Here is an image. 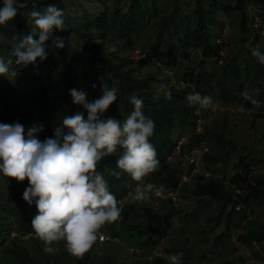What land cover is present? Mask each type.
Here are the masks:
<instances>
[{
  "label": "rangeland",
  "instance_id": "1",
  "mask_svg": "<svg viewBox=\"0 0 264 264\" xmlns=\"http://www.w3.org/2000/svg\"><path fill=\"white\" fill-rule=\"evenodd\" d=\"M128 1L75 0L74 3H70L72 6H69V9L73 22L87 26H91L88 15L95 16L103 11L108 12L114 20L110 19L111 28L108 36L103 40L100 50L122 71L129 72L133 78L144 79L151 76L150 85L155 91L166 82L175 84L178 76L175 71L181 72L184 69V64L179 63L182 58L176 52V65H174V59L169 56L164 45L159 48L155 63L142 68L139 66V60L144 58L149 46L155 41L161 17L172 11L173 0H139L140 10L138 7L136 8L135 16L136 32L126 31L120 24L119 16L112 17L111 14L115 7L125 12ZM213 3L218 6L217 18L222 22L221 32L216 35L218 30H212L210 34L211 38L215 36L214 40L218 43V51L211 52V57L207 58L205 63L206 69H212L216 74L212 93L204 95L213 98V105L208 109L196 105L199 118L194 131L203 135L201 141L189 144L191 130L186 124L174 131V137L178 140L175 151L169 159L172 161L179 159L182 179L176 193L177 199L173 202L176 212L171 217L170 235L165 241L161 239L153 246L142 248L140 250L142 253L137 255L138 252L129 250L130 245H136L130 238H124L127 243L124 242L125 245H121V243L118 244V240L123 239L121 232H114L112 234L114 236L106 232L104 234L108 236L109 240L105 244L93 245L82 257H77L82 260L88 256L86 264H107V259L109 264H160L154 259L149 262L142 260L145 254L151 253L154 249L158 252L157 257H162L169 264V255L179 252H183V257H188L187 264H219L224 259L237 262L240 256L243 257V260L239 264H264V240L258 241L252 236L244 242L240 238V235H246L249 232H252L253 235L264 232V187L258 197L250 198L249 207H243L239 204L240 209L235 208L231 221L237 227L233 225L230 230L226 229L225 221L230 203L218 202L212 198L211 194L196 191L197 188L203 190L216 173L225 174L227 177L225 183L229 184L236 192L240 191V187L229 179L238 170L240 159L244 162L252 159L256 171L264 173V72L259 74L261 85V88H258L260 90L258 95L261 98L259 106L252 104L251 108L247 109L242 104L223 103L221 101L223 85L232 87L234 91L233 81L237 84L242 82L245 86L249 84L248 81L253 76V72L248 73L247 69L253 67V62L250 59L252 56L248 49L250 44H253L252 41H256L255 48L260 50L264 47V35H261L264 33V24L262 26L258 24V28L253 32L252 22L249 24L247 20V28L241 31L239 24L241 14L234 7V4L229 0H202V5L205 8ZM195 6L196 0H179L178 11L184 18L195 9ZM251 8L259 11L260 18H264V8L255 6L250 2L246 5L248 17H250ZM41 9L44 10L45 8L41 6ZM33 10L34 8L18 11L15 17L21 19L28 30H31L32 27L29 22V13ZM91 28L94 29V35L90 41L99 43L101 39L96 34V29ZM110 44L116 45V52L109 50ZM74 45L76 56L71 63L64 64L52 71L53 86L48 91V95L51 96L52 92L58 95H66L73 87L83 85L88 96L95 100L102 96L101 86L104 84L102 81L104 76L108 75L114 81V85H118L116 79L102 69L104 64L101 58L94 56L92 50H86L81 40H74ZM7 55L8 53L2 51L0 57H3L5 62L9 59L13 60L10 67L14 71L23 68L24 73L17 72L14 78L9 76L4 78L0 75V91L5 94L9 103H17L19 110L22 111L24 101L28 99L27 89L35 84L36 75L44 73L45 66L42 62H39L36 68H33L32 65L27 67L16 65L15 58ZM191 55L195 68H197V63L203 57L202 51L201 49H194ZM234 66L239 70L237 79L231 70ZM162 73L166 74L167 77ZM223 73H225L224 78L222 77ZM93 84L96 85L95 88L92 87ZM245 92H249V88H246L243 93ZM8 108L9 106L0 104V115H6ZM128 115L129 113L122 109L121 104L116 109L110 107L105 113V117L111 116L121 120ZM34 125L40 126L41 123L36 118L27 121L26 130ZM218 133H222L225 141L236 142L235 146L228 143L220 146L218 140L214 139ZM195 144L197 145L194 146ZM182 147H184L185 156L179 157V151ZM194 149L198 152H193ZM211 149L213 155H222L220 151L226 152V155L219 161L211 163L202 157ZM186 157L187 159H185ZM190 158L194 160L190 161ZM3 176V173L0 172V180ZM137 183L126 174L125 187L129 189L128 192L132 193ZM140 183L154 184L149 175ZM26 187H28L27 179L23 182H16L13 199L8 201L10 207L3 211L0 209V264H35L36 262L39 264H77L76 256L66 250L65 241L61 240L53 245L56 249L54 253H45L43 241H28L26 235L30 236L31 234H20L15 230V227L21 225L19 218H17L19 212L27 210L26 208L33 205H29L23 199ZM10 189L12 188L10 187ZM166 191L162 193L154 191V196L162 195L165 197ZM0 203H4L3 192H0ZM222 203L224 206L221 211ZM34 234L32 233L33 236ZM220 234L223 236L220 240H216Z\"/></svg>",
  "mask_w": 264,
  "mask_h": 264
},
{
  "label": "trees",
  "instance_id": "2",
  "mask_svg": "<svg viewBox=\"0 0 264 264\" xmlns=\"http://www.w3.org/2000/svg\"><path fill=\"white\" fill-rule=\"evenodd\" d=\"M138 1L139 0H129L125 12L117 7L111 11L112 17L119 16L120 24L128 32L137 31L135 16L137 13L136 8L138 7L140 10ZM229 1L234 4V7L241 14L239 22L241 31H244L247 28V20L250 24L255 16L261 17L258 13L259 11L255 8H251V14L250 17H248L249 15L246 13V5L250 2L255 6H262L264 8V0ZM20 2L26 3L27 7L20 8L18 11L33 8V2L36 3V8L34 10L41 12L43 11L41 6L46 8L49 4H53L57 8L62 9L65 14L64 18L67 29L62 32L57 30L53 31V36L61 37L64 40L63 48H54L51 39L46 42L48 57L42 62L45 66V71L41 75H36L37 80L35 84L27 89L26 93L28 99L24 101L25 103L22 111L19 110L17 103H9L5 94L0 91V104L9 106L8 113L4 116L0 115V124H12L19 121V123L24 126L25 132H27L26 122L32 121L36 118L43 126V131L36 135L41 141H43L47 138H54V129L56 126L62 124L64 116H71L77 112H83L85 119L87 118L86 110L81 106L72 103L69 91L66 95H58L53 92L51 96L48 95V91L53 86L52 71L64 64L71 63L76 56L74 40H81L86 50H92L94 56L101 58L104 64V68L102 69L109 72L118 83V85L115 86L114 81L108 75L102 78L103 83L109 88L117 87L119 89L117 100L110 106L111 108L116 109L118 105L121 104L122 109L130 114L131 111H133V106L128 98L135 94L138 98L143 99L145 115L151 117L155 122L154 135L150 138V143L155 146L157 157L160 161L159 169L149 174V177L154 183L153 185H164L166 190L172 189L177 193L180 185L179 182L182 179V176L180 175V161L179 159L175 161L169 159L175 151L178 140V138L174 137V131H176L181 125L186 124L188 125L189 130H191L189 144L199 142L203 138V135L194 131L199 118V114L196 112V105H189L186 97L188 94L194 92L204 96L213 91V82L216 74L214 70L206 69L205 63L207 58L211 57V52L215 53L219 48L217 45L218 43L214 40L215 36L211 38L210 35L212 30H218V33L216 34L218 35L221 32L220 28H222V22L217 18L219 11L217 4L213 3L205 8L202 5V0H196L195 9L182 18V15L178 11L179 0H173L174 5L172 11L161 17L158 25L159 31L156 35L155 41L149 46V50L146 52L144 58L139 60V66L142 68L153 62L155 63L157 52L159 48L164 45L169 56H172L174 59V65H176V52L179 53L182 58L179 63L184 64V69L179 73L175 71V74H178L175 84L169 82L165 83L171 91V99H165L163 94H161L159 99H154L156 91L150 85V80H152L151 76H147L144 79L133 78L129 72L122 71L104 52L100 50V46L103 44V40L108 36V32L111 28L110 19H113L108 12L103 11L95 16L88 15L91 26H87L72 21V14L69 6H72L70 3H74L75 0H20ZM2 6L3 0H0V7ZM261 20L260 26L264 24V18H261ZM91 27L96 29V34H98L101 39L99 43L90 41L94 35V29ZM252 30L255 32L256 29L253 28ZM30 32L31 30L27 29L26 24L21 19L15 17L5 25H0V33L2 35V39L0 40V54L2 51H5L8 53L7 56L11 57L9 55L12 50L11 46L18 42L23 36L30 34ZM34 38L38 39V35ZM255 42L256 41H252L253 44H250L248 49L250 50L251 56L252 50L255 48ZM194 49H201L203 55L197 63L198 69L195 68L194 61L191 58V53ZM260 51L261 53H264V47L261 48ZM250 59L253 62V67L250 68L251 70L248 68L247 72H253V76L249 78V84L245 86L242 82L237 84L233 81L234 91L232 87L226 84L223 85L221 88V101L223 103L242 104L247 109L251 108L252 104L250 101L246 100L242 94L246 88H249V92H251L252 89L261 88L259 74L260 72H264V65L260 64L258 59L253 56ZM231 70L237 79L239 70L235 66L232 67ZM16 72L24 73V69L21 68ZM1 76L6 78V75ZM164 76L167 77L166 74ZM222 77H225V73L222 74ZM73 88L79 90L84 89V86L82 85ZM87 98L89 102L94 101V99L89 96H87ZM253 98L259 102L261 101L259 95H255ZM214 139L218 140L220 146L225 143L233 146L236 144V142L231 140L225 141L222 133L216 134ZM196 145L197 144L194 146ZM220 153L222 154L220 156L218 154L213 155L211 149L208 153H204L202 157L211 163H215L226 155V152L222 153L220 151ZM184 154V147H182L179 151V157L185 156ZM118 156L119 151L115 155L106 157L97 166L98 171L103 173L104 178L108 183L109 190L117 199L126 195L129 190L125 187V173H121L119 177L109 173V170L120 171L119 169H116V159ZM185 159H187V157ZM239 162L240 165L238 170L231 175L229 179L232 182H235L237 184L236 186L240 187V191L236 192L229 184L225 183L227 177L223 173H217L222 176L221 179L218 177H212L203 190L199 188L196 189L197 192L211 194L212 198L216 199L218 202L223 201V203H230V209L226 213L225 219L227 230H230V227H233V225L237 227L234 222L231 221V216L232 213L235 212V208H238L237 210H239V204L243 207H249L250 198L258 197L264 187V174L256 171L254 161L251 159L248 162H244L240 159ZM16 182L17 181L14 178L6 176L1 178L0 192L4 193V203H0L1 211L10 207L8 201L13 199L12 196L15 194L13 191L16 187ZM4 184L6 187L3 186ZM10 187L12 189H10ZM150 197V200L134 203L132 202L131 195H129L121 207L122 211L120 218L111 224L106 223L101 228L105 233L108 232L110 235L114 232H121V234H123V239H119L118 244L121 243V245H125L124 242L127 243V241H125L124 238H130L136 245H130L129 250L131 248L137 249V255L142 253L140 251L142 248L153 246L158 241L160 242L161 239L163 241L166 240L170 235L171 217L176 212L173 205L174 201L170 197H162V195L154 196V191L150 193ZM223 203L221 204V211L223 210ZM26 209L27 210L20 211L17 217L19 218L21 225L19 224V226L15 227V230L20 234L34 233V230L31 227V219L37 213L35 203ZM221 236H223V234H220L216 240H220ZM252 236L258 241L264 240V232L256 233L255 235H253L252 232H249L246 235H240V238L245 242ZM26 240L42 242L37 235L35 237L28 236ZM106 242L98 243L97 240L94 245L98 246L105 244ZM37 245L40 246L39 243H37ZM14 253L16 252L14 251ZM151 253L145 254L142 260L149 262L154 259L160 264H169V262L162 257L155 256L153 259L148 258ZM242 258L243 257L240 256L238 259L239 261L237 262L224 259L221 260L219 264H239L240 261L243 260ZM87 259L88 256L82 260L76 257L75 260L77 264H80V262H82L81 264H86L85 262ZM182 259L183 264H187L189 261L188 257H182ZM106 263L109 264L108 259ZM35 264L39 263L36 262Z\"/></svg>",
  "mask_w": 264,
  "mask_h": 264
},
{
  "label": "clouds",
  "instance_id": "3",
  "mask_svg": "<svg viewBox=\"0 0 264 264\" xmlns=\"http://www.w3.org/2000/svg\"><path fill=\"white\" fill-rule=\"evenodd\" d=\"M32 6L35 9L36 3ZM24 7L27 4L20 0H3L0 25L11 21L17 16L18 9ZM29 17L30 34L14 43L9 55L15 58L16 65L36 68L48 57L46 42L49 39L54 48L64 47V40L53 36V31H65L67 25L63 10L53 4L42 12L31 11ZM37 35L38 39H35ZM109 50L116 52V45L110 44ZM252 56L264 65V53L258 48H253ZM12 63L13 60L5 62L0 57V75L14 78L17 72L10 67ZM101 91L102 96L89 102L84 89H70L72 103L86 110L87 118L83 112L64 116L62 124L54 129V138L43 141L38 138L36 134L43 131L42 125H34L25 132L19 121L0 124V172L17 182L27 179L23 199L29 205H36L37 213L31 219V227L44 242L45 253H54L53 245L63 240L70 254L82 257L97 239H103L99 233L102 226L120 218V201L97 169L106 157L119 151L116 169L120 171L109 170V173L117 177L126 173L138 182L130 194L132 202L150 200L153 191H166L164 185L140 183L160 166L156 148L150 143L155 122L145 115L143 99L135 94L128 98L133 111L123 120L105 117L116 102L119 89L102 84ZM259 92V89H252L242 95L251 104L259 106L260 102L253 98ZM161 94L165 99H171V91L165 84L159 86L154 99H159ZM186 99L189 105L204 109L213 105L211 96L195 92L188 94ZM182 257L183 252L170 255V264H183Z\"/></svg>",
  "mask_w": 264,
  "mask_h": 264
},
{
  "label": "built area",
  "instance_id": "4",
  "mask_svg": "<svg viewBox=\"0 0 264 264\" xmlns=\"http://www.w3.org/2000/svg\"><path fill=\"white\" fill-rule=\"evenodd\" d=\"M261 21L262 20H261V18L259 16H255L253 18L252 23H251L252 27L254 26L253 28L254 29H257L258 28L257 25L258 24H261ZM194 151H195V153L198 152L197 150H194ZM193 160H194L193 158H190V161H193ZM188 161H189V158H188ZM258 172H260V171H258ZM214 177H218L220 179L222 178V176L220 174H217V173L214 175ZM166 192H167L166 195H165L166 197H170L173 201H175L177 199V195H176V192L174 190L170 189V190H168ZM130 194L131 193L128 192L126 195H124L121 198H118L117 199L118 201H120V205H119L120 207L123 206V203L125 202V200L127 199V197ZM99 233L103 236V239L102 240L101 239H97L98 240V243H103V242H106V241L109 240L108 236L104 234L105 232L102 229L99 230ZM29 234H31L30 236H33L32 233H29ZM28 236L29 235H26V237H28ZM34 236H36V234H34ZM130 250L132 252H136V253L138 252V250L137 249H134V248H131ZM156 252H157L156 250H153L152 253L148 256V258L153 259V257L158 256V252L157 253Z\"/></svg>",
  "mask_w": 264,
  "mask_h": 264
}]
</instances>
